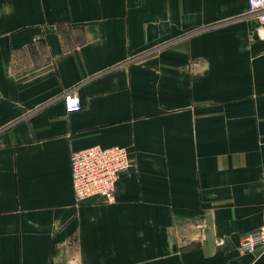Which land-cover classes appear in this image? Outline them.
Returning <instances> with one entry per match:
<instances>
[{"label":"crops","instance_id":"obj_1","mask_svg":"<svg viewBox=\"0 0 264 264\" xmlns=\"http://www.w3.org/2000/svg\"><path fill=\"white\" fill-rule=\"evenodd\" d=\"M94 145L132 162L110 205L74 200ZM263 218L247 0H0V264H264L239 249Z\"/></svg>","mask_w":264,"mask_h":264},{"label":"built area","instance_id":"obj_2","mask_svg":"<svg viewBox=\"0 0 264 264\" xmlns=\"http://www.w3.org/2000/svg\"><path fill=\"white\" fill-rule=\"evenodd\" d=\"M248 12L256 17L260 35L264 40V0H247ZM66 114L81 110L76 91L62 95ZM70 183L75 203L80 205L96 199L103 204L116 201V185L132 167L127 149L121 146L101 147L94 145L69 155ZM241 252L260 254L264 252V218L261 225L240 240Z\"/></svg>","mask_w":264,"mask_h":264}]
</instances>
